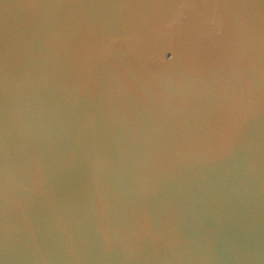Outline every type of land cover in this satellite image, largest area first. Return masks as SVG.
I'll use <instances>...</instances> for the list:
<instances>
[{
	"label": "water",
	"instance_id": "95a60500",
	"mask_svg": "<svg viewBox=\"0 0 264 264\" xmlns=\"http://www.w3.org/2000/svg\"><path fill=\"white\" fill-rule=\"evenodd\" d=\"M0 264H264V0H0Z\"/></svg>",
	"mask_w": 264,
	"mask_h": 264
}]
</instances>
